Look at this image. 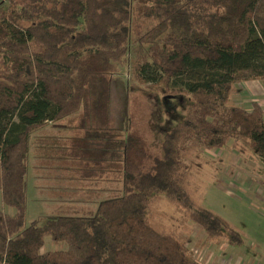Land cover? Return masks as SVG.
<instances>
[{"label":"trees","instance_id":"trees-1","mask_svg":"<svg viewBox=\"0 0 264 264\" xmlns=\"http://www.w3.org/2000/svg\"><path fill=\"white\" fill-rule=\"evenodd\" d=\"M130 51L138 79L159 76L164 92L191 99L159 152L141 130L123 133L110 121L111 76ZM152 66L158 75L148 77ZM255 80H264V0H15L0 8V191L15 210L0 209V264H203L191 237L152 223L161 197L207 240L243 246V233L199 202L190 179L202 150L232 139L264 162L262 105L230 102L236 84ZM64 118L74 136L35 142L36 131ZM35 143L84 177L118 172L121 192L95 210L27 226ZM46 187L59 201L57 182ZM48 236L62 248L43 251Z\"/></svg>","mask_w":264,"mask_h":264},{"label":"rangeland","instance_id":"rangeland-1","mask_svg":"<svg viewBox=\"0 0 264 264\" xmlns=\"http://www.w3.org/2000/svg\"><path fill=\"white\" fill-rule=\"evenodd\" d=\"M11 1L15 0H0V8H7ZM133 59L134 54L130 51L111 76L110 121L113 127L123 133L129 131V126L130 129L133 126L141 130L148 137L152 150L159 152L164 135L185 118L191 99L187 94L164 92V84L157 83L159 76L154 66L150 67L147 76H157L156 79H138L133 71ZM237 87L236 84L230 102L251 107L252 102L245 104L240 100L242 102L238 103V94L245 99L249 95L243 90L235 92ZM77 121L74 118L73 123ZM69 123L68 118L49 122L43 130L36 131L33 138L36 142L39 137H48L50 134L56 139L72 137L75 129ZM235 142L232 139L224 148L202 150V157L192 169L190 183L194 195L202 205L215 210L243 233V246L232 247L218 238L207 240L203 228L185 221L183 211L165 198L154 201L151 209V220L157 228L175 232L181 238L191 237L189 246L203 264H232L231 258L239 255L249 261L248 264H264V162L246 144ZM54 146L58 149L67 147L63 144ZM46 148L47 146L40 147L35 143L30 154L26 180L27 226L37 223L41 225L46 220L59 216V213L95 210L99 202L109 197L113 191L117 189L121 192L123 183L119 180L121 175L118 172L99 175L98 170L97 178L84 177L82 170L81 174L75 171L78 169L77 165L71 166L68 161H63L61 155L51 150L53 157L47 156ZM65 158L67 159L66 156ZM53 180L57 182L54 191L59 189V201H54L50 194L45 193L48 192L47 183ZM0 209L12 213L15 211L4 203L1 191ZM58 248H62V245L53 243L48 236L42 250Z\"/></svg>","mask_w":264,"mask_h":264},{"label":"crops","instance_id":"crops-1","mask_svg":"<svg viewBox=\"0 0 264 264\" xmlns=\"http://www.w3.org/2000/svg\"><path fill=\"white\" fill-rule=\"evenodd\" d=\"M237 89L236 91H241L247 92L249 97L247 99L243 98L241 94H238L239 102L241 103L242 101L245 102V104L257 101L260 103L264 109V83H262V80H255V81H244L239 84H237ZM252 97H256L253 101L250 100ZM242 100V101H240ZM41 193V192H40ZM42 194V193H41ZM232 264H248L249 261L245 260L243 256L239 255L238 257H233L231 258Z\"/></svg>","mask_w":264,"mask_h":264}]
</instances>
